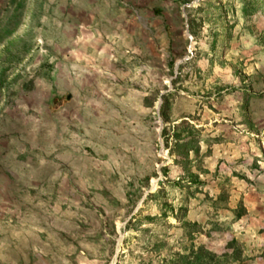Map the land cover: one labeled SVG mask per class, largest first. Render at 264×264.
<instances>
[{"label": "rangeland", "instance_id": "rangeland-1", "mask_svg": "<svg viewBox=\"0 0 264 264\" xmlns=\"http://www.w3.org/2000/svg\"><path fill=\"white\" fill-rule=\"evenodd\" d=\"M0 78V264H264V0H0Z\"/></svg>", "mask_w": 264, "mask_h": 264}, {"label": "trees", "instance_id": "trees-1", "mask_svg": "<svg viewBox=\"0 0 264 264\" xmlns=\"http://www.w3.org/2000/svg\"><path fill=\"white\" fill-rule=\"evenodd\" d=\"M22 3H19V5H21ZM3 86V78H0V87ZM237 257L236 252H234L233 254H226L222 256V259L225 261H228L230 259H235Z\"/></svg>", "mask_w": 264, "mask_h": 264}, {"label": "water", "instance_id": "water-1", "mask_svg": "<svg viewBox=\"0 0 264 264\" xmlns=\"http://www.w3.org/2000/svg\"><path fill=\"white\" fill-rule=\"evenodd\" d=\"M67 98H69V96Z\"/></svg>", "mask_w": 264, "mask_h": 264}]
</instances>
